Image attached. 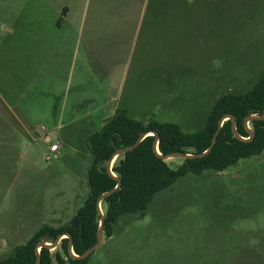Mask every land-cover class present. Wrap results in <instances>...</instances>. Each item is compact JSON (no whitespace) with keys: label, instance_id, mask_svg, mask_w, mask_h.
Listing matches in <instances>:
<instances>
[{"label":"rangeland","instance_id":"1","mask_svg":"<svg viewBox=\"0 0 264 264\" xmlns=\"http://www.w3.org/2000/svg\"><path fill=\"white\" fill-rule=\"evenodd\" d=\"M173 1L55 0L42 16L0 0V259L82 206L86 140L114 106L194 133L221 95L259 80L264 0ZM43 28L51 44L35 52ZM87 264H264V152L177 179L142 217H119Z\"/></svg>","mask_w":264,"mask_h":264},{"label":"trees","instance_id":"2","mask_svg":"<svg viewBox=\"0 0 264 264\" xmlns=\"http://www.w3.org/2000/svg\"><path fill=\"white\" fill-rule=\"evenodd\" d=\"M225 115L234 117L239 136L249 137L243 126L244 119L264 115V72L247 92L221 95L207 115L204 127L198 132L185 133L171 122L152 120L143 123L129 117L124 109H117L112 117L104 121L101 130L87 139L92 159L87 169L88 194L82 206L65 224L39 227L24 244L16 246L8 256L0 259V264H36V245L40 242L53 243L64 233L71 236L73 253L82 255L97 242L100 224L97 197L117 186V180L106 169V163L116 150L133 145L147 131H155L161 155L175 152L200 154L208 149L218 123ZM249 125L254 137L245 142L234 137L231 121H224L209 153L201 158L181 160V164L174 167L156 154L154 136H146L134 150L118 156L111 172L120 179L121 187L101 203L104 206L103 237H112L119 217L125 214L142 217L158 192L170 188L186 174L198 176L207 170L223 172L242 159L264 152V120H254ZM68 243L67 238H62L54 251L41 248L40 264H87L89 257L84 260L70 257Z\"/></svg>","mask_w":264,"mask_h":264},{"label":"water","instance_id":"3","mask_svg":"<svg viewBox=\"0 0 264 264\" xmlns=\"http://www.w3.org/2000/svg\"><path fill=\"white\" fill-rule=\"evenodd\" d=\"M226 120H230L231 124H232V132L234 137H236L237 139L243 140L245 142L251 141L254 137V131L252 129L249 128V123L251 121H262L264 120V115H252V116H248L244 119V123L243 126L245 128V130L248 132L249 137L248 138H242L241 136L238 135L237 131H236V125H235V119L232 115H225L224 117H222L218 123V128L216 130V132L214 133L212 139H211V143L208 147V149L200 154H195V155H191V154H185V153H181V152H175V153H171L168 155H161L157 149V142H158V134L155 131H147L145 133H143L137 140L136 142L129 146V147H125V148H121L118 149L114 152V154L112 155L111 159L108 160V162L106 163V169L108 171V173L117 180V186L113 189L110 190L106 193L101 194L100 196L97 197L96 200V206H97V212L100 216V224H99V229L97 231V242L94 246H92L91 248H89L88 250H86L82 255H76L73 253L72 250V239L71 236L68 233H64L62 235H60L53 243H46V242H40L36 245V249H37V259H36V264H40V259H39V251L41 248H47L49 250H54L56 249V247L58 246L60 240L62 238H67L69 240L68 243V253L70 255V257L72 259H76V260H84L86 258H88L102 243L103 240V222H104V217H103V213L101 211V203L110 195H112L116 190H118L121 187V181L119 178H117L112 172H111V167L113 165V161L116 157L124 155L127 152H130L132 150H134L139 143L146 137V136H154L155 137V145H154V150L156 152V154L158 155V157H160L162 160L167 161L169 159H180V160H184V159H197V158H201L204 155H206L207 153H209L211 151V149L214 146L216 137L219 133V130L223 124L224 121Z\"/></svg>","mask_w":264,"mask_h":264},{"label":"crops","instance_id":"4","mask_svg":"<svg viewBox=\"0 0 264 264\" xmlns=\"http://www.w3.org/2000/svg\"><path fill=\"white\" fill-rule=\"evenodd\" d=\"M23 4H24V2H23ZM54 5H55V0H34V10L36 11L37 14H41L42 16L45 14V12L48 9L54 10V7H55ZM20 16L21 17L25 16L23 11H21V15L19 14V17ZM6 31L12 32V30L8 27H6ZM47 31H48V29L43 28L41 31L35 32L37 36H42V35L45 36L46 35V37H44V38L35 39V43H34V45H35L34 51L35 52H37L40 48H41V50L48 48V47H40V46L46 45L48 42H49V45L51 44V40L49 41V37H47L49 35ZM93 58H94V61L97 63V67H98V68H96L97 72L101 73V75H103L105 72L104 71V63L102 64L100 59L98 57H96L95 55L93 56ZM119 74H120V70H119ZM113 75H115V72L110 71V77H112ZM103 90L104 89H102L101 92H105ZM112 101H113V98H110V100H106V94H105L102 104H98L97 101H94V106L97 107V109H96L97 111H102L107 107V105L111 104ZM117 109H119V107L117 105L114 106L113 110L110 114L111 116H109L108 118L112 117L115 114ZM85 116L91 117V113H86ZM108 118H103L101 120L102 125H103L104 121ZM86 142H87V140H86Z\"/></svg>","mask_w":264,"mask_h":264},{"label":"built area","instance_id":"5","mask_svg":"<svg viewBox=\"0 0 264 264\" xmlns=\"http://www.w3.org/2000/svg\"><path fill=\"white\" fill-rule=\"evenodd\" d=\"M46 141L47 142L49 141V138L48 137L46 138ZM57 149H58V145L57 144H52L50 146V148H49L50 152H55V151H57Z\"/></svg>","mask_w":264,"mask_h":264}]
</instances>
